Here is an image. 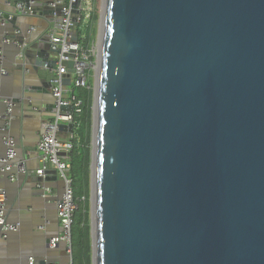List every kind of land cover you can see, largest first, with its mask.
<instances>
[{"label":"water","instance_id":"1","mask_svg":"<svg viewBox=\"0 0 264 264\" xmlns=\"http://www.w3.org/2000/svg\"><path fill=\"white\" fill-rule=\"evenodd\" d=\"M45 35L24 56L55 71ZM100 43L92 264H264V0H103Z\"/></svg>","mask_w":264,"mask_h":264},{"label":"built area","instance_id":"2","mask_svg":"<svg viewBox=\"0 0 264 264\" xmlns=\"http://www.w3.org/2000/svg\"><path fill=\"white\" fill-rule=\"evenodd\" d=\"M76 0H50L44 9L55 10L59 9V13H54V20L51 21L52 25L48 33H45L50 43L52 50H58L55 55V65L57 69L52 71L50 80V91L54 99L55 111L52 119L45 121L41 126V133L35 146L37 166L34 169H28L25 165L24 159L21 161L16 160V143L15 139L11 136H5L3 143L5 146L4 155L0 158V171L7 173L8 178L14 181L16 175L24 174L27 177H39L35 180L36 188L40 196L47 199L51 196V187L46 185L50 169L54 170L53 176L55 179L62 181V191L60 196L55 199V208L57 217L60 224V233L56 236L49 238L48 247L55 248L59 243L65 246V252L69 257L66 264H72L71 252V228L74 220V213L77 209V203L74 197L73 181L70 175V156L74 150L75 145H79L80 138L78 129L81 125L80 120L77 118L81 113V100L75 97L74 91L71 88L73 83L76 87H89L88 84V68L92 65L89 60L87 50L83 49L82 42L85 39V30L89 26L93 14V0H79L77 5L78 13L72 11L71 4ZM5 6L13 7L14 12L21 15H34L37 8L36 0H28L27 2L21 0H6ZM44 12V11H43ZM6 15V17H5ZM12 16L9 13L0 9V25L5 29L7 23ZM52 18V15H50ZM74 17H76V25H74ZM78 26L79 34L74 32V28ZM36 30L35 27L27 28L23 38L24 41L20 42L19 39L11 38L12 34H4L1 39L0 45V69L2 73H6L2 67L4 60V45L14 44L19 49V55H25L27 44L26 39ZM23 30L16 29L14 36H20ZM77 36L76 41H72L73 36ZM73 62L74 79L70 85L62 84V76L69 73L67 62ZM46 64L43 66L46 68ZM3 110H0L1 130L6 131L11 125L13 119L14 101L12 99H3ZM71 106L72 111L66 110ZM36 108V107H34ZM60 124L71 125V129H60ZM28 154V151L24 152ZM6 191L0 188V247L1 243L8 238L12 232L18 231V225L11 223L6 219ZM34 257L27 258L28 264L34 263ZM36 262V260H35ZM53 264V263H48Z\"/></svg>","mask_w":264,"mask_h":264},{"label":"crops","instance_id":"3","mask_svg":"<svg viewBox=\"0 0 264 264\" xmlns=\"http://www.w3.org/2000/svg\"><path fill=\"white\" fill-rule=\"evenodd\" d=\"M6 0H0V9L15 16L14 25H8L6 29L0 25V35H14L16 29L26 32L27 28L35 27L36 30L30 38L48 33L51 27V17L43 12L40 6V14L21 15L14 12L13 7L5 6ZM1 45V38H0ZM4 60L0 69V110H3L2 100L22 93V87L28 85L31 90L47 87L48 93H32L36 108L27 102H16L13 108V119L6 131L1 130L0 122V158L4 155L5 146L3 138L11 136L16 143V160L24 159L28 169L36 168L35 146L41 133L42 124L53 118L52 105L54 99L51 95L50 83L52 71L44 67L35 68L33 59L20 56L17 47L13 44L4 45ZM50 58H56L55 55ZM71 81L74 75L70 73ZM31 96V97H32ZM48 104L46 107L42 105ZM51 117V118H50ZM49 118V119H48ZM28 151V154L24 152ZM1 163V162H0ZM1 167V164H0ZM52 170V169H50ZM49 174L46 185L51 187V196L44 199L36 188V182L32 176L24 174L16 175L14 181L9 180L7 173L0 171V188L6 191V219L18 225V231L12 232L1 243L0 264H28L27 258L34 257L33 264H66L69 260L63 243L55 248L48 247L46 240L60 233V224L55 208V199L62 191V181L52 179Z\"/></svg>","mask_w":264,"mask_h":264},{"label":"trees","instance_id":"4","mask_svg":"<svg viewBox=\"0 0 264 264\" xmlns=\"http://www.w3.org/2000/svg\"><path fill=\"white\" fill-rule=\"evenodd\" d=\"M92 14L91 22L95 19ZM91 22L85 30V39L82 42L83 49L90 47L92 36L89 33ZM74 32L78 35L79 28L76 26ZM75 97L81 100V113L77 117L81 125L78 129L80 138L79 145H75L70 156V175L73 181L74 197L77 209L71 228V252L72 264H92L91 262V238L89 226V173H90V127L93 102V91L90 87H76L71 84ZM78 216V221L76 217ZM82 221V223H77ZM81 225V227H80Z\"/></svg>","mask_w":264,"mask_h":264},{"label":"rangeland","instance_id":"5","mask_svg":"<svg viewBox=\"0 0 264 264\" xmlns=\"http://www.w3.org/2000/svg\"><path fill=\"white\" fill-rule=\"evenodd\" d=\"M102 10H103V0H93V13L95 14V19L91 22V29L89 33H91L92 40L89 49H87V54L89 55V60L91 62V66L88 68V84L89 87L92 89L93 93H95L96 89V78H97V68L98 67V53L100 49V29H101V19H102ZM93 107V102H92ZM51 118V117H50ZM94 118L95 115L91 113V127H90V158H91V148H92V142H93V133H94ZM49 119V118H48ZM91 163V162H90ZM90 177V173H89ZM89 178V182H90ZM89 226H90V238H91V228L93 223V205L90 201L91 197V183L89 185ZM76 221H78V216L76 217ZM82 223V221L77 222ZM81 227V225H80ZM92 255V253H91Z\"/></svg>","mask_w":264,"mask_h":264},{"label":"bare ground","instance_id":"6","mask_svg":"<svg viewBox=\"0 0 264 264\" xmlns=\"http://www.w3.org/2000/svg\"><path fill=\"white\" fill-rule=\"evenodd\" d=\"M96 68H98V67L96 66Z\"/></svg>","mask_w":264,"mask_h":264}]
</instances>
